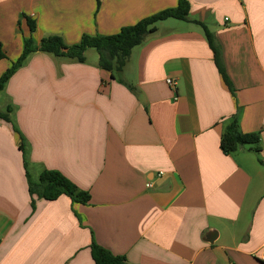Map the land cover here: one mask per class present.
Wrapping results in <instances>:
<instances>
[{
	"label": "crops",
	"instance_id": "0c3cea01",
	"mask_svg": "<svg viewBox=\"0 0 264 264\" xmlns=\"http://www.w3.org/2000/svg\"><path fill=\"white\" fill-rule=\"evenodd\" d=\"M189 2L191 19L221 48L234 93L203 28L179 20L159 24L115 79L99 56L88 60L91 50L85 63L32 54L10 79L0 93L12 120L0 121V264H95L93 244L127 264H263L264 0ZM177 6L0 0V78L29 38L75 45ZM235 118L241 132L259 135L260 153L222 152ZM46 171L90 202L31 198L28 174L36 182Z\"/></svg>",
	"mask_w": 264,
	"mask_h": 264
},
{
	"label": "trees",
	"instance_id": "16d2710c",
	"mask_svg": "<svg viewBox=\"0 0 264 264\" xmlns=\"http://www.w3.org/2000/svg\"><path fill=\"white\" fill-rule=\"evenodd\" d=\"M169 19L195 23L203 28L223 83L231 93H234L233 85L223 63L221 48L205 24L191 19V4L189 0H178L177 8L165 10L133 26L123 28L118 34L113 36L85 35L75 45H68L60 36H47L41 40L39 45L32 38H29L25 41V49L22 56L0 78V93L4 91L16 71L23 67L28 58L35 53H44L56 58L85 63L87 51L93 49L99 56V67L111 73L115 79V75H120L123 72L133 50L143 46L157 33L158 24ZM28 24L31 33H34L36 24L31 20L28 21ZM6 57L3 45L0 43V61L6 59ZM0 121L12 123L11 109H8L5 113L0 111ZM241 148H249L255 153L262 151L259 135L241 132L238 119L235 118L223 135L221 150L225 155H230ZM28 181L31 198L37 196L46 201H56L61 196H68L74 203L83 205L88 204L91 200L88 192L80 190L65 176L56 171L44 172L36 182L28 174ZM32 205L35 208L34 200H32ZM91 253L95 264H127L125 258L115 256L96 244L91 247Z\"/></svg>",
	"mask_w": 264,
	"mask_h": 264
},
{
	"label": "built area",
	"instance_id": "2783aa9c",
	"mask_svg": "<svg viewBox=\"0 0 264 264\" xmlns=\"http://www.w3.org/2000/svg\"><path fill=\"white\" fill-rule=\"evenodd\" d=\"M167 84L171 87V88H175V86H176V82H174L173 80H167ZM161 176H163V174L162 173H160L159 174V177H161ZM149 186H151V185H149ZM2 241H1V238H0V243H1ZM261 258H262V260L264 261V250H263V252H262V254H261Z\"/></svg>",
	"mask_w": 264,
	"mask_h": 264
},
{
	"label": "water",
	"instance_id": "95a60500",
	"mask_svg": "<svg viewBox=\"0 0 264 264\" xmlns=\"http://www.w3.org/2000/svg\"><path fill=\"white\" fill-rule=\"evenodd\" d=\"M217 237H218L217 232H211L209 234V238L207 239V242L213 244L217 240Z\"/></svg>",
	"mask_w": 264,
	"mask_h": 264
},
{
	"label": "rangeland",
	"instance_id": "374dc122",
	"mask_svg": "<svg viewBox=\"0 0 264 264\" xmlns=\"http://www.w3.org/2000/svg\"><path fill=\"white\" fill-rule=\"evenodd\" d=\"M169 20H175V19H169ZM168 21V20H167ZM165 22V21H164ZM169 22H174V21H169ZM161 23H163V22H161ZM161 23H159V24H161ZM158 24V25H159ZM91 50V52L92 53H90L89 54V56H88V60H92V59H94V58H97L98 57V55H97V52L95 51V50H93V49H90ZM86 57H87V55H86ZM86 60H87V58H86Z\"/></svg>",
	"mask_w": 264,
	"mask_h": 264
}]
</instances>
